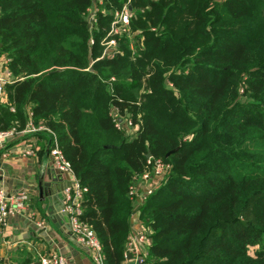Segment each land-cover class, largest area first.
I'll return each instance as SVG.
<instances>
[{
    "label": "trees",
    "instance_id": "obj_1",
    "mask_svg": "<svg viewBox=\"0 0 264 264\" xmlns=\"http://www.w3.org/2000/svg\"><path fill=\"white\" fill-rule=\"evenodd\" d=\"M127 1L0 0V131L57 141L105 264L127 261L148 154L172 166L141 212L148 264H264V0H131L132 36L103 57Z\"/></svg>",
    "mask_w": 264,
    "mask_h": 264
},
{
    "label": "crops",
    "instance_id": "obj_2",
    "mask_svg": "<svg viewBox=\"0 0 264 264\" xmlns=\"http://www.w3.org/2000/svg\"><path fill=\"white\" fill-rule=\"evenodd\" d=\"M7 71L10 72L8 59L0 53V76L5 75ZM12 82L14 83L13 79ZM0 111L7 113L8 120H11L16 112L8 91L0 98ZM26 128H16L15 134L4 140V147L0 151V181L6 191L9 194L25 191L31 197L29 209L12 217L0 235V264H37L40 257L49 254L66 257L68 264H94L91 256L71 234L62 212L60 213L64 219L61 217L55 222L51 221L48 214L49 211L64 205V190L74 183L76 178L53 167L48 153L49 139L45 134L30 132ZM29 148L35 151L34 157L24 154V150ZM42 170L45 173V182L51 184L48 188L53 193L52 196L49 195L50 201L43 198L39 191ZM47 172H50V177ZM139 222L140 217L134 215L132 232L139 231ZM134 258L135 256L130 257L125 264H133Z\"/></svg>",
    "mask_w": 264,
    "mask_h": 264
},
{
    "label": "built area",
    "instance_id": "obj_3",
    "mask_svg": "<svg viewBox=\"0 0 264 264\" xmlns=\"http://www.w3.org/2000/svg\"><path fill=\"white\" fill-rule=\"evenodd\" d=\"M99 5H103L105 0H97ZM131 1V0H130ZM98 9L92 12L90 19V29L97 23ZM131 6L125 5L120 11L115 14V20L111 24L109 37L113 36L115 31H126L131 22ZM94 44V42H91ZM114 45V42H111ZM110 43V44H111ZM115 53L108 51L107 57H113ZM12 75L6 72L5 75L0 76V98H2L7 91V87L13 83ZM116 127L119 130H126L127 135H135L136 131L133 129L132 122L127 121L125 125L122 122H117ZM30 132H42V126L36 127L33 123L29 124ZM16 130L0 131V151L4 147V140L15 134ZM49 156L52 160L53 167L64 174L74 175L71 164L66 160L63 153L59 149L57 141L49 142ZM24 154L30 157L35 156L33 149H25ZM172 166L160 159H147V166L143 173L137 174L130 186V196L133 199L135 206V213L140 217L139 231L134 230L129 236L128 253L135 256L133 262L136 264L147 263V248L150 245L149 235L147 236L144 224L141 221L142 208L146 205L148 199L152 197L158 189L162 186L164 180L167 178ZM88 189L83 187L77 180L64 190V209L62 214L66 217L71 234L76 239L77 243L91 256L94 264H105L106 255L103 246L94 232V230L86 224L84 220L83 203ZM30 195L25 191H16L9 194L4 184L0 181V235L5 227L8 226L12 217L29 209ZM149 241V243H148ZM145 259V263H144ZM37 264H68L66 257L58 254H49L40 257Z\"/></svg>",
    "mask_w": 264,
    "mask_h": 264
},
{
    "label": "rangeland",
    "instance_id": "obj_4",
    "mask_svg": "<svg viewBox=\"0 0 264 264\" xmlns=\"http://www.w3.org/2000/svg\"><path fill=\"white\" fill-rule=\"evenodd\" d=\"M131 1L130 0H128L127 1V3L125 4V5H127V4H129V6H131ZM124 5V6H125ZM123 6V7H124ZM122 7V8H123ZM132 8V7H131ZM135 14H134V12H132V14H131V22H132V20L133 19H135ZM130 22V23H131ZM131 25V24H130ZM94 28V27H93ZM92 30V29H91ZM127 36V37H129V39H130V37L132 36V29L130 28V26L127 28V30L124 32H122V31H118V33H117V31H115V33H114V35L113 36H111V37H109V33H108V35H107V37H106V39H105V41H104V43H103V46H104V48H105V51H104V55H103V57H106V55H108V51H114L116 48H117V45H118V40L116 39V38H114L115 36H119V37H124V36ZM92 42V41H91ZM111 42H114V45H112V43ZM111 43V44H110ZM131 48H134V44H132V46H131ZM114 57H115V55H113ZM126 123V122H125ZM135 136H132L131 138H134ZM164 181H166V179L164 180ZM144 228H145V230H147L148 231V226H146L145 224H144ZM146 234H147V236L148 235H150V233H148V232H146ZM149 241H150V245L152 244V240H151V238H149ZM149 241H148V243H149ZM126 255H127V260L128 259H130V258H128L129 256L130 257H133L134 255H132V254H130V253H126ZM147 258H148V255H147ZM144 263H145V259H144ZM133 264H136V260L133 262ZM146 264V263H145Z\"/></svg>",
    "mask_w": 264,
    "mask_h": 264
},
{
    "label": "water",
    "instance_id": "obj_5",
    "mask_svg": "<svg viewBox=\"0 0 264 264\" xmlns=\"http://www.w3.org/2000/svg\"><path fill=\"white\" fill-rule=\"evenodd\" d=\"M13 81L15 80V78H12ZM49 151V148H48ZM176 151H172L170 153H168L167 157H169L171 154L175 153ZM151 154L147 155V159L151 158ZM48 177H50V172H47ZM51 186V184H48L45 182V173L43 172V170L40 172V178H39V191L40 194L43 198L48 199V201H50V197L49 195L52 196V191L48 190V188ZM50 210L52 209L51 203H50ZM64 209V205H62L61 207H57L55 208L54 211H49L48 214L51 216V221L55 222L56 220L60 219L62 217V219H64L63 215H61L60 212H62V210ZM130 258V256L128 257Z\"/></svg>",
    "mask_w": 264,
    "mask_h": 264
}]
</instances>
